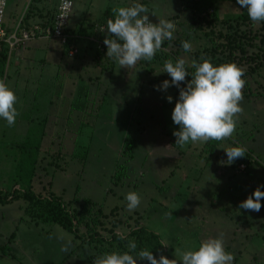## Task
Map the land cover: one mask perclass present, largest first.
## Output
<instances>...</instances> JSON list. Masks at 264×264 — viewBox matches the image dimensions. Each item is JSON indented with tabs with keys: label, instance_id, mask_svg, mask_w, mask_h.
Instances as JSON below:
<instances>
[{
	"label": "rangeland",
	"instance_id": "1",
	"mask_svg": "<svg viewBox=\"0 0 264 264\" xmlns=\"http://www.w3.org/2000/svg\"><path fill=\"white\" fill-rule=\"evenodd\" d=\"M47 2L8 0L5 26L15 30L29 11L30 18L38 16ZM137 2L172 21L178 30V40L166 41L169 50H159L151 62L141 60L127 69L115 58L92 57L80 64L78 54L69 57L59 40L34 39L27 42L29 47L13 51L8 66L0 65V78L15 90L19 111L14 126L0 118V190L32 187L37 194L62 198L72 210L90 207L96 224L104 221L105 228L99 231L106 237L112 228L124 234L145 226L168 244L170 259L176 258L175 249L189 250L223 233L233 264H264V199L259 212L239 207L257 187L264 190L263 22L236 21L245 11L237 0H196L198 11H206L196 25L195 12L183 0H74L68 27L76 28L83 18L97 21L104 10ZM209 11L216 24L208 22ZM226 19L233 29L222 21ZM221 31H236L245 52L223 51ZM250 36L253 44L247 43ZM185 40L192 44L191 52L183 50ZM35 42L50 48L30 45ZM92 45L102 52L98 42ZM202 56L217 66L236 62L254 70L243 77V112L233 136L181 146L173 135L179 129L172 120L176 86L166 91L158 86L171 80L162 72L165 61L175 63L184 57L190 65L193 60L201 62ZM98 74L88 87L86 79ZM38 139L39 150L34 145ZM236 145L244 146L246 155L233 162L238 165L234 168L226 162L224 148ZM248 158L253 162L250 168ZM132 191L141 196L135 210L127 207L126 195ZM26 206L23 198L0 202V264H94L104 254L100 245L86 240L85 227L79 232L84 239L55 223L37 224L26 214ZM65 246L67 251H62Z\"/></svg>",
	"mask_w": 264,
	"mask_h": 264
},
{
	"label": "clouds",
	"instance_id": "2",
	"mask_svg": "<svg viewBox=\"0 0 264 264\" xmlns=\"http://www.w3.org/2000/svg\"><path fill=\"white\" fill-rule=\"evenodd\" d=\"M240 8L246 9L253 24L264 22V0H237ZM149 9L142 3H133L130 6L113 8L114 18L107 21V36L104 40L107 46L106 56L115 58L120 68H134L141 60L151 62L155 54L162 49L163 43L174 39L176 25L164 18L158 22H151ZM111 37V38H110ZM183 50L191 52L192 44L182 42ZM195 71L190 74L188 68ZM171 80L162 82L163 90L170 86L179 87V98L172 112V120L179 129L173 135L177 138L175 144L186 145L191 143H206L210 140L222 141L233 136L239 115L243 112V89L246 84V69L236 62H227L214 65L210 57H201V62L193 60L191 64L184 57L178 58L175 63L167 60L164 71ZM191 75V80L186 77ZM186 83V87H181ZM168 101L173 97L169 95ZM18 96L6 79L0 78V118L7 122L9 127L14 126L19 111L16 107ZM227 163L243 158L246 148L236 145L224 148ZM264 199V190L260 187L250 194L239 205L246 211L259 212L261 201ZM127 207L135 210L141 203V196L135 192L126 195ZM121 240L126 234L117 231ZM164 246L168 244L162 243ZM128 250L124 252L112 251L95 258L94 264H138V261L147 260L149 264H233L234 255L226 250L224 234L209 237L200 242L198 247L181 251L175 249V259L161 254L159 258L152 251L143 249L136 251L135 241H130ZM67 251V246L62 248Z\"/></svg>",
	"mask_w": 264,
	"mask_h": 264
},
{
	"label": "trees",
	"instance_id": "3",
	"mask_svg": "<svg viewBox=\"0 0 264 264\" xmlns=\"http://www.w3.org/2000/svg\"><path fill=\"white\" fill-rule=\"evenodd\" d=\"M184 5L186 8L191 9L195 12V15L193 17L194 25L200 20V17H204L206 14L204 11H198V6L196 0H183ZM210 12V11H209ZM211 13V18L209 19L210 24H216L217 18L214 16L213 11ZM149 18L151 17V12H148ZM204 15V16H201ZM23 22L25 23L26 27L28 26V20L29 15L23 18ZM238 22H248L251 21L247 10L242 13L241 17L236 18ZM240 20V21H239ZM225 24H227V27L229 30L233 29V24L231 23V20L226 19L222 20ZM221 21V22H222ZM156 23V22H155ZM264 25V22H263ZM69 31V30H68ZM237 32H220L221 39H224V41L220 42V45L222 47L223 51H229V54H232L236 51L237 48L241 50L240 53L245 52V46L243 42L241 41V38L236 37ZM240 37V36H239ZM253 37L250 36L248 38L247 43L253 44ZM165 43V42H164ZM8 51L9 48L5 44H3L2 49L0 50V65L6 66L7 59H8ZM234 55V54H233ZM232 55V56H233ZM242 59V57L240 58ZM254 60V59H253ZM252 62L250 61L249 64ZM253 68L246 70L245 76L250 75L253 73ZM255 72V71H254ZM189 73L191 74L192 71ZM188 77H186V80H188ZM181 87H186V83H182ZM179 87L176 86V102L179 98ZM244 93V92H243ZM43 132V131H42ZM40 139V137H39ZM39 139L34 141V145L39 150ZM36 166V159L33 161V168L32 173L34 171V168ZM23 198L27 201V206L25 207V212L27 215H29L35 223H55L58 224L65 229L71 231L72 233L79 235L78 237L81 238L82 235L79 234L80 227H85L89 231V237L86 239L88 242L97 243L100 245L101 251L105 253H110L112 251H119L124 252L127 251V245L130 241H135L137 245L136 251H140L143 249H147L149 251H152L153 255H155L157 258L161 254L166 255L170 259V253L166 246L162 245L163 240L161 236L145 227V226H137L132 228L129 232L124 233L126 234L127 238L124 240H121L119 236H117V232L115 229L109 230L110 236L106 237L105 234H101L99 229L105 228L104 221H99L98 224L94 220V213L92 214V208L88 207L86 208L84 206V209L81 210H72L68 207L67 203L60 197L54 196V195H42L37 194L32 190V187H29L27 189L22 190L21 188H14L12 191H3L0 190V202L1 203H10L11 201L17 200ZM90 203V202H89ZM92 204V203H90ZM114 212V211H112ZM106 218V216H104ZM102 220V219H100ZM15 234H12L10 236V239L7 243V245L3 246L1 250L3 252H6V248H9V243L14 238ZM85 239V236H82Z\"/></svg>",
	"mask_w": 264,
	"mask_h": 264
},
{
	"label": "built area",
	"instance_id": "4",
	"mask_svg": "<svg viewBox=\"0 0 264 264\" xmlns=\"http://www.w3.org/2000/svg\"><path fill=\"white\" fill-rule=\"evenodd\" d=\"M7 5L8 0H0V50L3 44L8 46L7 64L10 62L11 55L15 49L22 48L25 46L26 42L39 38L59 40L67 47V54L69 57H75L79 54L78 47L75 43L71 42L76 36L68 31L74 0H60L55 15L50 18L36 21L35 23L29 24L27 27L23 22V17L21 22L17 24L15 30H10L5 26ZM150 21L154 22L152 19H150ZM89 39L98 42V48L101 51H106L107 46L104 41H97L90 37ZM241 165L245 167V164Z\"/></svg>",
	"mask_w": 264,
	"mask_h": 264
},
{
	"label": "crops",
	"instance_id": "5",
	"mask_svg": "<svg viewBox=\"0 0 264 264\" xmlns=\"http://www.w3.org/2000/svg\"><path fill=\"white\" fill-rule=\"evenodd\" d=\"M59 1L60 0H48V2L45 5H43L46 9L43 10L38 16H34L32 18H30V16H29L30 19L28 20V23L27 24L29 25V24L35 23L36 21H32L35 18H39L41 20V19H44V18H50L53 15H55V13L57 11V7H58ZM126 3H127V1H126ZM125 6H127V5H125ZM31 13H33V12L29 11L24 17H26L28 15H31ZM151 17H152V20L154 22H158L159 19H161V17L157 16L154 13H151ZM113 18H114V13L111 10V8H109L106 11L104 10V12L102 13V15L97 19V21L88 23L87 18H83L82 21H80V24L77 25L76 28H70L69 27V32L71 34H74L76 36L75 39H74V43L75 44H77L79 46L81 43L86 42L85 45L79 46L80 47V52L78 54V62L80 64H86L87 62H89L91 60L92 57H94L93 58V61L94 60H103V59L106 60V59L109 58V57L106 56L107 49L104 52L103 51L102 52H99L96 49V47L92 45V43H95L96 41H94V40L89 41L90 40L89 37L90 38H94L97 41H102V40L104 41V39L108 35L107 34V30H106L107 21L109 19H113ZM71 29L74 31V33L71 32ZM174 33H175V35H174ZM174 33H173L174 39L171 40V42L178 40V37L175 38V36H179V35H177L178 34V30L176 29V31ZM76 38H77V40H76ZM39 39H45L47 41L55 40V39H46V38H39ZM32 40H34V39H32ZM90 42H92V43H90ZM177 42H179V41H177ZM30 45H33V47H36V48H39V47L40 48H46V47H48V49L50 48L48 46V43L45 44L43 42H35V43L30 44ZM25 46L26 47H29V44H27V42H26ZM167 46H169V45H165L164 46V43H163L161 51H163V50H169L167 48ZM93 48L96 49L95 50L96 56L95 55L92 56L90 54L92 52L91 50H93ZM43 61H45V60H43ZM6 65L8 66L9 63L6 64ZM101 65H103V64L98 65V67H100ZM101 71L103 72L104 70L101 69ZM98 72L99 71H97V73ZM98 78H99V74L96 76V79H94L93 76H89L88 79H86V81L88 83V87H90L92 85V82L94 80H97ZM93 92L94 91H92L91 94ZM84 95H86V98L89 97L88 96V93H84ZM247 161L246 162L249 164V168H250V164H252L253 162L250 161V158H248ZM231 164L234 165V168H237V166H238V165H235L234 163H231Z\"/></svg>",
	"mask_w": 264,
	"mask_h": 264
}]
</instances>
